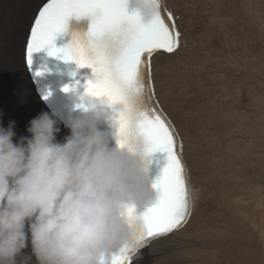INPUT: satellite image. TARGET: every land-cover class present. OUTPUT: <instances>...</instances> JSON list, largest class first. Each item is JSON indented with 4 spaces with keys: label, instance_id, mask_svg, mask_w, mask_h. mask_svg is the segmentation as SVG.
Returning a JSON list of instances; mask_svg holds the SVG:
<instances>
[{
    "label": "bare ground",
    "instance_id": "1",
    "mask_svg": "<svg viewBox=\"0 0 264 264\" xmlns=\"http://www.w3.org/2000/svg\"><path fill=\"white\" fill-rule=\"evenodd\" d=\"M34 1L33 6L24 9L0 6V54L18 49L24 61L23 79L29 83L26 87L9 86L2 95L0 124L7 126L9 120H14V130L25 135L32 118L42 111L49 112L34 91L24 60L30 24L46 0ZM199 1L166 0L177 19L183 44L172 54L156 53L151 61L155 99L180 127L191 181L202 207L196 200L194 215L185 227L144 251L148 252L149 264H264V236L257 225L260 218L264 222V209L259 210L264 208V52L259 49L263 52L261 59H252L260 66L247 64L241 56L232 54L219 28L227 24L225 17L233 16L235 10L217 20L214 16L222 13H212L213 8L210 14L211 21L216 22L214 30L204 23ZM261 5L259 2L254 11H248L258 15ZM199 24H203L200 31ZM58 127L59 140L69 131L59 121ZM19 135L16 132L14 142ZM244 137L249 139L242 141ZM249 169L252 172L247 175ZM229 182L235 186L233 189L226 186ZM239 191L252 199L243 202ZM214 192L216 210L211 205ZM251 202L263 206L253 205L257 208L253 209ZM244 204H248L246 210ZM224 205L232 209L229 214ZM24 251L30 252V246Z\"/></svg>",
    "mask_w": 264,
    "mask_h": 264
},
{
    "label": "clouds",
    "instance_id": "2",
    "mask_svg": "<svg viewBox=\"0 0 264 264\" xmlns=\"http://www.w3.org/2000/svg\"><path fill=\"white\" fill-rule=\"evenodd\" d=\"M126 7L144 19L153 10L151 0H126ZM117 110L84 94L64 121L63 142L49 112L32 118L15 142L16 122L0 124V264H111L132 244L138 217L158 194L138 136L121 145L117 131L104 127L117 129Z\"/></svg>",
    "mask_w": 264,
    "mask_h": 264
},
{
    "label": "snow or ice",
    "instance_id": "3",
    "mask_svg": "<svg viewBox=\"0 0 264 264\" xmlns=\"http://www.w3.org/2000/svg\"><path fill=\"white\" fill-rule=\"evenodd\" d=\"M151 2L153 10L144 19L129 13L126 0H48L27 46L30 67L31 53L66 31L70 17L90 18L86 32H73L64 48H53L50 54L62 52L65 59L92 69L93 78L87 81L85 94L118 106L114 119L119 144L134 132L144 137L147 153H167L162 174L153 183L158 194L155 202L138 217L140 226L132 244L114 254L111 264H134L141 249L184 227L192 214L183 143L158 108L151 70L155 53L176 51L180 33L164 0ZM129 216H133L132 209Z\"/></svg>",
    "mask_w": 264,
    "mask_h": 264
},
{
    "label": "rangeland",
    "instance_id": "4",
    "mask_svg": "<svg viewBox=\"0 0 264 264\" xmlns=\"http://www.w3.org/2000/svg\"><path fill=\"white\" fill-rule=\"evenodd\" d=\"M259 2H261L263 5H261L259 7L258 12H257L258 15L255 14L254 12L251 13L248 11L249 8L253 9V11H254L256 5ZM34 3H36L34 0H0V6L1 7L4 8L5 6H8L11 9H20V8L24 9L28 6H33ZM181 5L185 6L184 4H181ZM198 5L203 12L204 23L206 25L210 26L214 30H216V22L211 21V15L215 10H220L222 13L220 16H214V18H216L217 20L223 18L224 16H226L227 14H229L230 12H233L235 10L233 16L225 17V20L228 21L227 24L223 25L219 28L222 35L224 34V36L222 37L224 39V43L227 44L228 47H230L229 49H230V52L232 54H234L235 56H238V57L241 56L242 61H245L247 64L250 63V64H253L255 66H260V63L257 64L256 61H253L252 59H254L255 56H256L255 58L260 57L259 59H261L263 52H264V49L262 48V47H264V0H243V2H242V0H200L198 2ZM213 8H215V9L212 11ZM30 11H28V13H30ZM211 11H212V13L210 14ZM28 13H27V15H29ZM208 15H209V17H208ZM202 25L203 24H199L197 26V29L199 31L201 30ZM26 30H27V27L25 28L24 36H26ZM193 32H198V31L193 30ZM190 33H192V31H190ZM23 43H24V41L22 42V40H21L22 45H23ZM244 48H247V49L245 50ZM251 48L255 49V50H252ZM234 49H236V50H234ZM241 49L243 50V52ZM259 49H260V51H263V52H260ZM240 50L242 53L240 52ZM248 50H249V52H248ZM245 51L247 53L246 57H244L246 55ZM250 53L253 55V57ZM259 55H261V56H259ZM247 57H248V59H247ZM254 62L256 64H254ZM263 68H264V66H263ZM229 85H231V84H229ZM244 87L246 89L245 83H244ZM213 93H215V92H213ZM217 98L220 101H222L221 100L222 95L217 96ZM229 100L232 101V98H230ZM30 114H32V112H30ZM254 123H256V122H254ZM256 124H258V123H256ZM15 132L19 133L20 134L19 136L26 134V133L22 134L21 130L20 131L18 130ZM64 137L61 136L59 140H63ZM248 139H249V137H246V138L244 137L241 140L246 141ZM243 160L246 163H248V160L246 158H244ZM251 172H252V169H249L247 171V175ZM252 175H253V173H252ZM232 185H233V183L231 184V182H229V183H227L226 186L228 188H230V186H231V188L233 189V187H235V186L234 185L232 186ZM226 186H225V188H227ZM235 192L237 193L238 191H235ZM239 192L241 194H243L241 196H244L242 198L243 202H244V199L250 200L251 197L249 195H247L249 197L248 198L245 194L246 192L245 193L244 192L242 193V191H239ZM236 193H234V194H236ZM216 194L217 193L214 192L212 194L213 196H211V205H212V208L214 210H216V208L218 209V207L216 206L217 201H218V199L215 198ZM202 196H203V192L201 189V197ZM235 196L238 197V193ZM257 198L258 197L254 196L253 199H257ZM198 200H200V197L197 198V201ZM219 203H221V202L219 201L218 204ZM262 204L257 203L254 205V203L251 202L250 205H252L253 209H257L256 208L257 205L263 206L264 204L263 205ZM200 205L202 207V200H200ZM247 205L248 204L242 205L243 210L247 209ZM253 205L256 207H253ZM224 207L226 208V211L229 214L232 209L228 205H224ZM249 207H251V206H249ZM263 209L264 208H262V209L259 208V210H261V211H263ZM249 211L252 213V211L250 209H249ZM262 223H263V226H262ZM257 225H258L259 231L260 232L263 231V236H264V222H263V220L261 221V218L259 219V223ZM144 252H146V251H144ZM263 255H264V252H263ZM140 262H141V264H149L150 263V260H149L147 253H146V256H144V258L142 260H140Z\"/></svg>",
    "mask_w": 264,
    "mask_h": 264
},
{
    "label": "flooded vegetation",
    "instance_id": "5",
    "mask_svg": "<svg viewBox=\"0 0 264 264\" xmlns=\"http://www.w3.org/2000/svg\"><path fill=\"white\" fill-rule=\"evenodd\" d=\"M24 61L18 49L0 54V99L9 86L29 85L23 79Z\"/></svg>",
    "mask_w": 264,
    "mask_h": 264
}]
</instances>
